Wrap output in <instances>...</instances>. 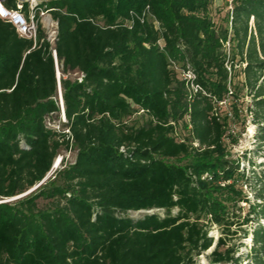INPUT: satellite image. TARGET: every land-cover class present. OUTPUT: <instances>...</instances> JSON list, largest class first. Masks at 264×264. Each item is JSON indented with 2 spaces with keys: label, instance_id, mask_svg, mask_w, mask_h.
<instances>
[{
  "label": "trees",
  "instance_id": "obj_1",
  "mask_svg": "<svg viewBox=\"0 0 264 264\" xmlns=\"http://www.w3.org/2000/svg\"><path fill=\"white\" fill-rule=\"evenodd\" d=\"M215 1L47 0L52 48L0 18V200L75 151L0 203V264H264V162L228 151L241 120L264 158V0Z\"/></svg>",
  "mask_w": 264,
  "mask_h": 264
},
{
  "label": "rangeland",
  "instance_id": "obj_2",
  "mask_svg": "<svg viewBox=\"0 0 264 264\" xmlns=\"http://www.w3.org/2000/svg\"><path fill=\"white\" fill-rule=\"evenodd\" d=\"M40 4H45V2H47V0H41ZM228 10L225 1L222 0H216L214 5H213V14L215 16V18L221 17L224 15V13ZM49 15V14H48ZM39 22L42 25L44 23V21H42L41 16L39 15ZM44 30V34H45V39L46 41L50 44L51 48L54 46V30L55 28H46L43 27ZM58 74L60 76V71L58 68ZM71 78L75 79L77 77V74H69ZM180 78H184V76L182 74L179 75ZM56 79H57V71H56ZM59 86V85H58ZM60 87V86H59ZM58 87V92H57V105L59 107V115L58 116H49L46 119V125L47 128H49L50 130H54L56 132H66L65 128L62 127V122L64 121L63 116H62V109H61V103H60V93H59V88ZM230 104L231 101H226L225 103H223L222 105H220L219 107V111L221 114H225L227 112L230 111ZM239 106H241L240 103H238ZM136 122H141L140 118H137V120L135 119ZM229 132L232 135V137L234 138L233 140H235V143L230 145L228 147V151H229V158L231 160H238L239 162V168L240 170H244L246 173L251 172L252 166L247 164V160L250 161V164H255L256 166H258L260 163L264 162V158H261L260 154L261 153H256V148H255V136H256V126H253L252 124H250L249 122H246L245 125H242V121L238 120V121H231L230 127H229ZM228 142V141H226ZM61 157H64V162L66 164H70L74 161L75 158V151L74 148L70 147L68 150L65 149H61L60 155L58 156V158L61 159ZM243 157H245L246 159H243ZM61 167H57V170L60 169ZM256 169L258 170V168L256 167ZM54 171H56V169H52L51 173L45 178V180L43 182H41L40 184L36 185L35 188L33 189V191L39 186V185H45L48 180L52 181L53 180V176L52 174L54 173ZM58 180V181H57ZM57 180L55 181V183L58 185L60 184V180L59 178H57ZM244 191L250 196L252 197V194L249 192L248 188L244 187ZM32 192V191H31ZM27 195V194H26ZM24 197L23 195L17 196L15 198L9 199V200H0V202L3 201H15L18 200L20 198ZM40 206L44 205V202H40L39 203ZM159 214L162 215V211H158V210H150V211H140V212H128L126 213L124 216L132 218L134 220L136 219H140L143 216L147 215V214ZM210 236H212L214 238V240H216L217 236L219 235L217 229L213 228L210 231ZM243 247L240 248V253L245 254L246 250H248L249 245H250V240L246 239L243 241ZM198 264H208V261L206 259V254L201 255L198 258ZM241 264H247L246 262H242Z\"/></svg>",
  "mask_w": 264,
  "mask_h": 264
},
{
  "label": "built area",
  "instance_id": "obj_3",
  "mask_svg": "<svg viewBox=\"0 0 264 264\" xmlns=\"http://www.w3.org/2000/svg\"><path fill=\"white\" fill-rule=\"evenodd\" d=\"M41 0H0V18L12 25L19 37L31 40L34 44L37 39V23L39 22V15L41 16L44 23L41 25L43 27L52 28L54 27V42L56 37L57 24L52 19L51 15L40 7ZM26 5V11L24 6ZM38 10V18L36 17V11ZM49 14V15H48ZM52 56L55 63L56 71L58 72V65L56 62L55 51L52 50ZM184 78L191 79L193 76L190 73L183 74ZM59 74L57 73V82L59 85ZM82 76L77 75V79L80 82ZM59 87V86H58ZM60 88V87H59ZM191 88L196 91L197 86L191 85ZM60 93V89H59ZM60 103L63 116V107L60 93ZM60 158H57L56 165L59 166Z\"/></svg>",
  "mask_w": 264,
  "mask_h": 264
},
{
  "label": "water",
  "instance_id": "obj_4",
  "mask_svg": "<svg viewBox=\"0 0 264 264\" xmlns=\"http://www.w3.org/2000/svg\"><path fill=\"white\" fill-rule=\"evenodd\" d=\"M57 73H58V72H57ZM61 100H62V97H61ZM62 107H63V104H62ZM59 160H60V159H59ZM57 167H58V165H56V161H55L54 164H53V166H52V169H57ZM48 175H49V174H48ZM48 175H47V176H48ZM47 176H46V177H47ZM44 180H45V179H44ZM44 180H43V181H44ZM43 181H42V182H43ZM34 188H35V187H34ZM34 188H33V189H34ZM33 189H31L30 191H28V192H26L25 194H23V196H25L26 194H29L31 191H33ZM3 202H7V201H3ZM3 202H0V203H3Z\"/></svg>",
  "mask_w": 264,
  "mask_h": 264
}]
</instances>
